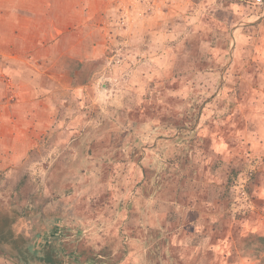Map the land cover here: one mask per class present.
<instances>
[{"label": "rangeland", "instance_id": "1", "mask_svg": "<svg viewBox=\"0 0 264 264\" xmlns=\"http://www.w3.org/2000/svg\"><path fill=\"white\" fill-rule=\"evenodd\" d=\"M7 216L0 264H264V0H0Z\"/></svg>", "mask_w": 264, "mask_h": 264}, {"label": "trees", "instance_id": "2", "mask_svg": "<svg viewBox=\"0 0 264 264\" xmlns=\"http://www.w3.org/2000/svg\"><path fill=\"white\" fill-rule=\"evenodd\" d=\"M10 224H11V220L7 216V218H4V223H3L1 230H0L1 235H3L2 232L5 234V236L3 235L4 239H6L8 235H11ZM19 239H21V241H22V238H19ZM59 256L60 255H58L56 253L54 247L49 246L45 249L43 257L38 258V261L41 264H64V260H63L62 256L61 257H59Z\"/></svg>", "mask_w": 264, "mask_h": 264}, {"label": "crops", "instance_id": "3", "mask_svg": "<svg viewBox=\"0 0 264 264\" xmlns=\"http://www.w3.org/2000/svg\"><path fill=\"white\" fill-rule=\"evenodd\" d=\"M14 13V12H13ZM22 17H25V15L24 16H22ZM15 56V55H14ZM13 56V57H14ZM49 246H53V245H50V244H47L46 242H44V244H43V249H42V255H40L39 256V258H42L43 257V254H44V251H45V249L47 248V247H49ZM29 251L31 250V247L28 249ZM59 251V250H58ZM57 253V252H56ZM58 255H60V254H58Z\"/></svg>", "mask_w": 264, "mask_h": 264}]
</instances>
